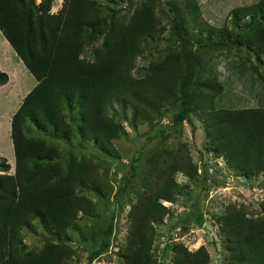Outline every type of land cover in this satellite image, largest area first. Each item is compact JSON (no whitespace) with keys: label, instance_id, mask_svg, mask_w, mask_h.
Returning <instances> with one entry per match:
<instances>
[{"label":"trees","instance_id":"trees-1","mask_svg":"<svg viewBox=\"0 0 264 264\" xmlns=\"http://www.w3.org/2000/svg\"><path fill=\"white\" fill-rule=\"evenodd\" d=\"M50 3L0 0V32L35 78L9 119L11 173L6 172V160L0 158V264H68L69 245L49 241L36 251L23 250L20 229L37 217L63 232L78 211L93 209L92 200L76 192V186H100L95 162L82 157L61 161L54 144L25 134L26 120L38 130L48 128L63 137L76 131L81 140L116 154L112 138L119 135L122 125L108 113V105L120 101L132 108L137 121L145 122L153 120L160 106L178 92L181 108L173 119H187L191 109L198 110L212 149L223 155L229 167L243 176L264 170V106L215 107L213 98L221 84L213 74L199 80L202 91L193 96L188 92L197 55L173 6L171 19L179 48L157 60L148 74L134 77L130 69L142 50L141 42L164 29L150 5L134 7L125 22L111 23L102 48L89 60L80 52L101 31L97 1L61 0L56 12L49 11ZM184 7L198 33L227 30L224 24L215 26L200 18L196 0H184ZM227 13L233 21L257 16L256 24L243 37L245 45L264 55V0L235 5ZM259 77L264 81L263 74ZM6 79L0 70V84ZM65 107L73 109L75 126L67 119ZM171 152L157 148L148 156L141 188L127 211L129 223L120 264H152L153 222L167 212L162 200L172 201L186 187L173 173L182 171L189 178L196 173L187 152L172 154L169 159L163 156ZM218 220L228 251L224 264H264V217H248L228 203ZM171 260L172 264H207L208 254L202 244L189 250L176 242Z\"/></svg>","mask_w":264,"mask_h":264},{"label":"rangeland","instance_id":"rangeland-1","mask_svg":"<svg viewBox=\"0 0 264 264\" xmlns=\"http://www.w3.org/2000/svg\"><path fill=\"white\" fill-rule=\"evenodd\" d=\"M96 1L101 31L84 43L81 56L93 59L95 52L102 48L104 33L110 24L125 22L134 7L147 4L164 29L156 37L143 39L142 50L135 56L130 73L134 77L148 74L157 60L171 49L179 48V39L172 25L171 5L182 17V26L190 35L191 47L197 55V66L188 83V92L193 96L198 90L202 91L199 80L213 74L221 84L220 92L213 98L215 107L264 106V81L259 77V74L264 75V55L245 45L243 37L258 18L247 15L233 21L227 13L235 5L256 0H196L200 18L215 26L224 24L227 29L213 33L196 31L197 27L185 13L184 0ZM60 7L61 0H51L49 11L56 12ZM0 70L7 76L0 84V158L6 160V172L11 173L13 152L9 119L22 95L35 83V78L1 32ZM180 108L181 97L175 92L160 106L153 120L139 122L131 107L120 101L111 102L107 111L122 125L119 135L112 138L116 154L101 150L92 141L81 140L76 131L63 137L48 128L38 130L26 120L25 134L54 144L61 161L82 157L95 162L100 186L93 188L87 183L76 186V192L92 200L93 209L78 211L63 232L55 231L37 217L22 226V249L36 251L43 243L51 241L72 248L68 264H120L129 223L127 211L141 188L148 156L154 149L166 148L172 151L163 154L167 159L172 154L187 152L196 173L192 178L182 171L173 173L174 179L186 183V187L172 201L162 200L167 212L153 222L152 264H172V245L176 242L189 250L202 244L208 254L207 264H224L228 251L218 216L226 204L232 203L248 217H264V170L243 176L229 167L223 155L212 149L198 110L191 109L187 119H173ZM64 112L75 126L73 109L65 107ZM186 213L185 218L179 219V215Z\"/></svg>","mask_w":264,"mask_h":264},{"label":"crops","instance_id":"crops-1","mask_svg":"<svg viewBox=\"0 0 264 264\" xmlns=\"http://www.w3.org/2000/svg\"><path fill=\"white\" fill-rule=\"evenodd\" d=\"M28 91V90H27ZM23 96V95H22Z\"/></svg>","mask_w":264,"mask_h":264}]
</instances>
